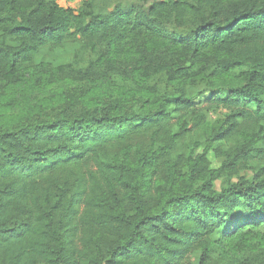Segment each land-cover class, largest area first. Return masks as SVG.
I'll list each match as a JSON object with an SVG mask.
<instances>
[{
	"label": "trees",
	"instance_id": "1",
	"mask_svg": "<svg viewBox=\"0 0 264 264\" xmlns=\"http://www.w3.org/2000/svg\"><path fill=\"white\" fill-rule=\"evenodd\" d=\"M79 1L0 0V264H264V0Z\"/></svg>",
	"mask_w": 264,
	"mask_h": 264
},
{
	"label": "rangeland",
	"instance_id": "2",
	"mask_svg": "<svg viewBox=\"0 0 264 264\" xmlns=\"http://www.w3.org/2000/svg\"><path fill=\"white\" fill-rule=\"evenodd\" d=\"M57 3L60 7L71 9L74 11L78 10L79 7L81 6V1L79 0L74 1V2H68L65 0H57ZM74 47H75V43L73 42H65L62 45H58V46L49 45L41 49V51L38 53L37 57L35 58L34 67L38 66L39 64H48L53 67L63 65L67 63L68 60L70 59L75 49ZM223 114H224L223 111L217 110L215 112L209 113V116H210V119L216 120L218 118H221ZM241 175L243 174L240 173L238 176H241ZM223 179L224 178L221 177L220 180H218L215 183L217 189H219L221 185L223 184L222 183ZM231 180L234 181L235 177H231ZM192 264H195L194 260H192Z\"/></svg>",
	"mask_w": 264,
	"mask_h": 264
}]
</instances>
